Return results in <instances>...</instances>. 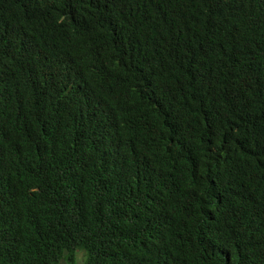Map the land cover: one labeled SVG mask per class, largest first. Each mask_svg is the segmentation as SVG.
I'll return each instance as SVG.
<instances>
[{
  "label": "trees",
  "instance_id": "obj_1",
  "mask_svg": "<svg viewBox=\"0 0 264 264\" xmlns=\"http://www.w3.org/2000/svg\"><path fill=\"white\" fill-rule=\"evenodd\" d=\"M264 264V0H0V264Z\"/></svg>",
  "mask_w": 264,
  "mask_h": 264
},
{
  "label": "rangeland",
  "instance_id": "obj_2",
  "mask_svg": "<svg viewBox=\"0 0 264 264\" xmlns=\"http://www.w3.org/2000/svg\"><path fill=\"white\" fill-rule=\"evenodd\" d=\"M60 264H69L67 261L63 260ZM73 264H85V253L82 249H77L75 251V259Z\"/></svg>",
  "mask_w": 264,
  "mask_h": 264
}]
</instances>
